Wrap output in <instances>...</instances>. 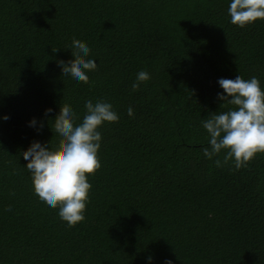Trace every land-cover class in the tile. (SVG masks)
<instances>
[{"label":"trees","instance_id":"1","mask_svg":"<svg viewBox=\"0 0 264 264\" xmlns=\"http://www.w3.org/2000/svg\"><path fill=\"white\" fill-rule=\"evenodd\" d=\"M228 2L0 0V264H264V154L235 170L201 151L217 80L264 88V20L234 26ZM73 38L98 63L87 84L58 64L74 59ZM141 70L151 79L132 91ZM88 99L119 119L99 129L101 167L69 227L33 193L20 153L52 139L62 103L82 119Z\"/></svg>","mask_w":264,"mask_h":264},{"label":"clouds","instance_id":"2","mask_svg":"<svg viewBox=\"0 0 264 264\" xmlns=\"http://www.w3.org/2000/svg\"><path fill=\"white\" fill-rule=\"evenodd\" d=\"M227 14L232 25L243 28L264 20V0H229ZM67 50L74 59L58 62L62 76L76 83H89L88 74L98 68L96 59L90 58V47L73 38ZM150 79L147 71L137 72L131 84L132 91ZM217 84L223 90L217 93L219 108L201 120L207 141L201 151L216 168L230 166L239 170L258 154H264V88L255 76L219 78ZM83 109L81 119L62 103L60 112L48 120L52 139L43 143L33 140L20 153L26 162L23 167L30 174L33 193L48 208L57 209L58 217L69 227L84 221L92 187L88 176L101 167L98 153L102 134L99 129L119 119L113 105L105 100H85ZM52 111V108L45 109V117ZM127 113L132 117L133 108L129 107ZM0 119L6 121L9 117L4 115ZM28 127L39 132L43 124L33 117ZM55 138L60 141L58 148L52 146ZM6 210L11 211L10 208ZM147 262L152 264L151 255ZM164 264H172V261L165 260Z\"/></svg>","mask_w":264,"mask_h":264}]
</instances>
